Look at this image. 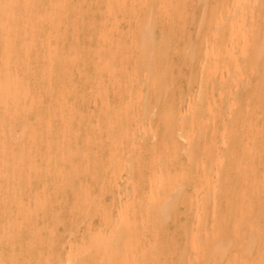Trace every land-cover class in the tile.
Returning <instances> with one entry per match:
<instances>
[{"label": "bare ground", "instance_id": "bare-ground-1", "mask_svg": "<svg viewBox=\"0 0 264 264\" xmlns=\"http://www.w3.org/2000/svg\"><path fill=\"white\" fill-rule=\"evenodd\" d=\"M0 264H264V0H0Z\"/></svg>", "mask_w": 264, "mask_h": 264}, {"label": "rangeland", "instance_id": "rangeland-1", "mask_svg": "<svg viewBox=\"0 0 264 264\" xmlns=\"http://www.w3.org/2000/svg\"><path fill=\"white\" fill-rule=\"evenodd\" d=\"M181 68H183V70H185L186 68H185V66H184V64H182V66H180ZM196 73H198L199 74V72H198V70L196 71ZM198 74H197V78H198ZM188 81H186L185 80V78L184 77H181L180 78V81L178 82V84H179V87H180V89H181V91L183 90V92L185 93H187V94H185L186 95V97H187V95H188V93L189 92H191L194 88H195V83H191V84H189V83H187ZM186 83H187V86H186ZM190 85V86H189ZM193 87H192V86ZM188 89V90H187ZM191 89V90H190ZM182 92V93H183ZM184 95V94H183ZM184 95V96H185ZM185 97V98H186ZM183 105H184V102H183ZM61 230V231H60ZM59 231H60V233H62V232H66V231H64L63 229H62V227H60V229H59ZM64 233H62V235H64ZM66 234H67V232H66ZM66 234H65V236H66ZM64 245H66V246H64ZM64 248H63V250H64V252H65V250H67V248H68V243H66L65 242V244L63 243V245H62Z\"/></svg>", "mask_w": 264, "mask_h": 264}]
</instances>
